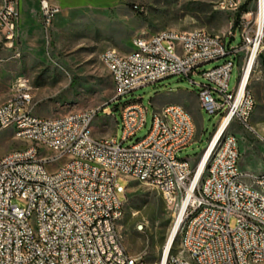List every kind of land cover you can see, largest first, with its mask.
Segmentation results:
<instances>
[{"label":"built area","instance_id":"2783aa9c","mask_svg":"<svg viewBox=\"0 0 264 264\" xmlns=\"http://www.w3.org/2000/svg\"><path fill=\"white\" fill-rule=\"evenodd\" d=\"M39 2L49 35L62 7ZM20 6L21 0H0V54L20 55ZM216 8L232 16L243 39L240 48L231 49L228 36L205 30H165L134 37L128 53L109 48L102 55L115 100L174 76L192 81L203 66L230 57L202 71L208 84L192 81L200 87V109L221 115L195 168L179 158L199 136L193 115L180 104L156 108L149 134L130 146L125 143L147 125L142 99L120 108L122 141L97 136L100 109L37 115L28 80L0 104V133L11 131L24 146L0 158V264H148L124 244L120 195L127 187L119 179L151 186L179 214L185 207L177 233L180 250L164 253L160 264H264V172L242 170L237 135L241 127L255 131L250 122L257 102L246 78L264 41V0H218ZM233 57L240 76L231 91ZM3 61L0 55V65Z\"/></svg>","mask_w":264,"mask_h":264},{"label":"rangeland","instance_id":"374dc122","mask_svg":"<svg viewBox=\"0 0 264 264\" xmlns=\"http://www.w3.org/2000/svg\"><path fill=\"white\" fill-rule=\"evenodd\" d=\"M28 2H31L28 1ZM218 0H72L57 17L48 35L38 16V6L29 12L20 32V55L1 53L0 104L5 102L24 80L38 102L36 113L42 117H58L76 110L100 109L96 120L97 136H115L122 141L120 108L142 99L147 110V125L125 145L144 139L150 132L156 108L169 104L183 105L193 115L198 139L179 153L195 168L221 121V115H209L199 107L196 84H208L202 71L224 64L227 59L200 68L192 81L177 76L151 84L115 100L117 91L103 53L114 48L121 53L131 51V42L139 35L150 36L165 30L190 32L205 30L226 37L231 49L240 48L243 39L235 32L232 16L217 10ZM33 3V2H32ZM37 5V4H36ZM235 34V37H230ZM230 90L239 81L238 59ZM249 90L257 106L251 119L254 132L237 129L241 149V168L245 173L264 172V41L251 76ZM105 109V112L102 110ZM111 115L107 116L106 112ZM24 147L13 140L11 131L0 133V158ZM127 187L124 217L120 232L132 255H141L148 264H160L178 220L179 209L166 203L151 186L119 179ZM22 206V204H20ZM232 226L236 220L232 219ZM180 235H176L172 253L180 250ZM172 248V247H171Z\"/></svg>","mask_w":264,"mask_h":264},{"label":"crops","instance_id":"0c3cea01","mask_svg":"<svg viewBox=\"0 0 264 264\" xmlns=\"http://www.w3.org/2000/svg\"><path fill=\"white\" fill-rule=\"evenodd\" d=\"M28 1H30V0H21V6H20L21 17H22L21 32L24 30V22H25V20L28 19L29 12L30 11L34 12L36 10V6H38L37 12H38V16L40 17V2H39V0H31V2H28ZM50 1L53 3L59 4L62 7V12L64 11L66 6H70L72 4V0H50ZM130 48L132 49V42H131Z\"/></svg>","mask_w":264,"mask_h":264},{"label":"bare ground","instance_id":"6f19581e","mask_svg":"<svg viewBox=\"0 0 264 264\" xmlns=\"http://www.w3.org/2000/svg\"><path fill=\"white\" fill-rule=\"evenodd\" d=\"M263 22H264V18H263V14H262L261 17H260L261 26L263 25ZM260 34L262 35V33H260ZM263 36H264V32H263ZM255 65H256V60H255V56L253 55V57L251 59V62H250V65H249L248 76L246 78V79H249V81H248L249 83H250L251 76H252V73L254 71ZM222 132H223V128L220 131V133L217 135L216 141L220 138ZM205 162H206V159L201 164L200 170H199L198 175L196 177V182H198L200 180V178H201V176L203 174V169H204V166H205ZM184 209H185V207L183 208V211H184ZM183 211H182L181 214L178 215V220H177V224H176V227H175V231H174V234L172 235L173 237H174L175 233L178 232V229H179V226H180V223H181V219H182V215H183ZM172 238L170 239V241H169V243L167 245V248H166V251H165L166 256L169 253V251L173 248L174 242L172 241Z\"/></svg>","mask_w":264,"mask_h":264},{"label":"water","instance_id":"95a60500","mask_svg":"<svg viewBox=\"0 0 264 264\" xmlns=\"http://www.w3.org/2000/svg\"><path fill=\"white\" fill-rule=\"evenodd\" d=\"M174 233V232H173ZM178 232L175 233L174 237L172 238V241L174 242L175 238H176V235H177ZM173 235V234H172Z\"/></svg>","mask_w":264,"mask_h":264}]
</instances>
